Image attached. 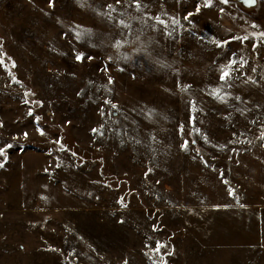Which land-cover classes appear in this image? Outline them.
<instances>
[{
	"label": "rangeland",
	"instance_id": "1",
	"mask_svg": "<svg viewBox=\"0 0 264 264\" xmlns=\"http://www.w3.org/2000/svg\"><path fill=\"white\" fill-rule=\"evenodd\" d=\"M258 1L0 0V264H264Z\"/></svg>",
	"mask_w": 264,
	"mask_h": 264
},
{
	"label": "water",
	"instance_id": "2",
	"mask_svg": "<svg viewBox=\"0 0 264 264\" xmlns=\"http://www.w3.org/2000/svg\"><path fill=\"white\" fill-rule=\"evenodd\" d=\"M227 3H234L238 9L246 12L248 15H254L259 8V1L255 0L254 4H249L248 0H228Z\"/></svg>",
	"mask_w": 264,
	"mask_h": 264
},
{
	"label": "snow or ice",
	"instance_id": "3",
	"mask_svg": "<svg viewBox=\"0 0 264 264\" xmlns=\"http://www.w3.org/2000/svg\"><path fill=\"white\" fill-rule=\"evenodd\" d=\"M49 2H50V5H51L52 0H49ZM118 2H119V0H118ZM220 2L226 4V3L228 2V0H220ZM248 3H249L250 5H251V4H254V3H255V0H248ZM137 6H139V5H138V0H137ZM206 6H207V5H206ZM197 11H199V9H197ZM77 59H81V57H77ZM228 75H229V73L225 72V73L223 74V77H222V78H226ZM113 107H115V106L113 105ZM8 147H11V145H8ZM3 151H4V150L0 149V155H3ZM2 166H3V164H0V167H2Z\"/></svg>",
	"mask_w": 264,
	"mask_h": 264
}]
</instances>
